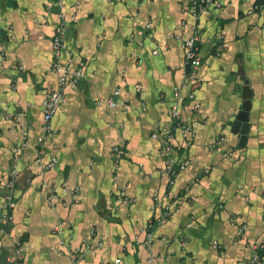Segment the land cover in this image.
I'll list each match as a JSON object with an SVG mask.
<instances>
[{"label":"crops","instance_id":"obj_1","mask_svg":"<svg viewBox=\"0 0 264 264\" xmlns=\"http://www.w3.org/2000/svg\"><path fill=\"white\" fill-rule=\"evenodd\" d=\"M218 1L195 18L185 0H0V264H73L72 253L79 264H240L253 254L249 244L264 236V9ZM63 13L78 22L68 21L61 60L84 78L64 89L40 144L42 102L58 89L53 39ZM194 26L200 109L183 110L193 135L175 132L172 156L185 169L170 184L165 141L152 135L171 122L174 89L189 92L183 44ZM246 84L242 141L233 124ZM117 90L128 109L106 103ZM16 117L28 124L29 144L6 225L5 182L23 142ZM114 148L124 151L119 161ZM39 156L55 166L41 174ZM47 184L78 190L60 191L51 207ZM156 195L163 206L154 215ZM166 209L147 248L149 224Z\"/></svg>","mask_w":264,"mask_h":264},{"label":"built area","instance_id":"obj_2","mask_svg":"<svg viewBox=\"0 0 264 264\" xmlns=\"http://www.w3.org/2000/svg\"><path fill=\"white\" fill-rule=\"evenodd\" d=\"M188 3L189 11L192 16L197 18L202 13H204L211 6L220 7L218 0H185ZM264 9V0H256L254 9L252 12L262 11ZM76 24L78 22L76 16H69L65 13L61 14V22L57 26L54 39H53V64L52 70L53 73L57 76L58 79V89L51 91L45 97L42 102V109L44 113V120L42 123V136L39 138V143H44L48 136L52 133L51 121L54 116L57 114L60 105L65 101L63 96V91L66 87H76L79 82L84 78L83 69L77 68L73 69L70 65L63 64L61 57L63 52L67 48L66 44V34L69 29V23ZM202 39V33L197 26L192 28V33L190 37L184 42L183 49L185 52V69H186V79L189 80V85L184 88H189V92L185 98L181 95V88H175V97L177 101L173 104L171 108V122L168 126L161 128L159 131L155 132L152 137L154 139H162L165 141V147L163 149V154L166 157V165L163 171L164 175L169 179L170 184H173L176 180L179 173L185 169L184 163H179L172 156L173 145L172 142L175 138V132L181 130L186 136H192V128L185 124L182 118L183 110H193L198 111L200 109V104L197 102V90L201 87V82L199 80V70L202 65V58L200 54V43ZM157 51H154V54H157ZM120 91H115L113 97L109 99L106 103L111 108L122 107L123 109H128L127 103L119 101ZM104 103L103 100H98L97 104ZM16 122L18 123L21 133L23 135V142L20 147H16L13 151V159L10 166L8 178L5 182V195H4V223L8 225L13 221L12 211L16 206L15 202V184L16 179L19 176V167L18 161L20 159V150L21 148L28 146V124L22 122L20 118L16 117ZM215 146V145H214ZM113 155L116 156L119 161V156L124 154V151L119 148H114L112 151ZM37 164L40 168V173L43 174L47 170L52 169L56 160L53 159L50 163L44 164L42 162L41 156L37 158ZM47 201L49 206L54 207L60 201L59 192L63 191L65 193L74 194L77 192V188L69 189L66 184L60 186L56 184H47ZM153 211L154 215L157 210L161 209L163 204L159 200L158 195L155 196ZM171 213L168 209L162 211L160 215H157L150 222L148 227L147 238L144 242L147 248H151L155 237L153 231L155 227L163 225L170 218ZM264 217V213H263ZM58 229V226L55 227ZM246 230L245 227L241 228L240 233H244ZM217 247V243L214 244ZM250 249L253 254L248 258L240 262V264H264V236L258 241L249 244ZM19 259H21V251L18 252ZM71 261L73 264H79L80 258L78 253H72L70 255ZM153 261L150 260V264ZM116 264H120L119 262Z\"/></svg>","mask_w":264,"mask_h":264},{"label":"water","instance_id":"obj_3","mask_svg":"<svg viewBox=\"0 0 264 264\" xmlns=\"http://www.w3.org/2000/svg\"><path fill=\"white\" fill-rule=\"evenodd\" d=\"M244 103L233 124V132L242 135V141L246 139L249 132V113L251 109L252 89L249 84L244 87Z\"/></svg>","mask_w":264,"mask_h":264}]
</instances>
